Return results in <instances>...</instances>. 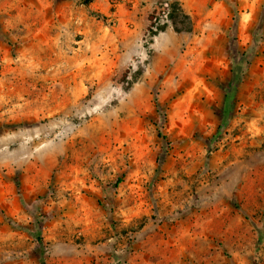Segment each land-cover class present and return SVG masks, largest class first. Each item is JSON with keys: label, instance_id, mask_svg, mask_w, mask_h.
Instances as JSON below:
<instances>
[{"label": "rangeland", "instance_id": "374dc122", "mask_svg": "<svg viewBox=\"0 0 264 264\" xmlns=\"http://www.w3.org/2000/svg\"><path fill=\"white\" fill-rule=\"evenodd\" d=\"M40 254L264 264V0H0V264Z\"/></svg>", "mask_w": 264, "mask_h": 264}, {"label": "trees", "instance_id": "16d2710c", "mask_svg": "<svg viewBox=\"0 0 264 264\" xmlns=\"http://www.w3.org/2000/svg\"><path fill=\"white\" fill-rule=\"evenodd\" d=\"M167 7L168 8L166 13V21L162 25L153 24L149 29L151 36L154 37L158 33L163 32L168 27V25L172 27L175 33L192 32L193 23L190 17L182 10L180 5L177 2H175V3L167 4ZM239 81H240L239 73L232 72V78L230 84L226 89H224L225 100L218 116L219 117L218 133L224 128L225 121L231 114L232 91L234 87H237ZM117 183H119V181H117ZM42 220H43L42 217L34 215L30 228V233L32 237L37 241L36 248L38 250L40 248V245L42 244V238H41ZM42 257L43 254H40V263L46 264Z\"/></svg>", "mask_w": 264, "mask_h": 264}]
</instances>
